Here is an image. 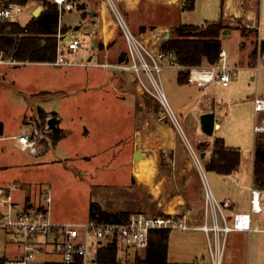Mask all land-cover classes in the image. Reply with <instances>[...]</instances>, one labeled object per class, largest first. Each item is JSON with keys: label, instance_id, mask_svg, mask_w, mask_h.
I'll return each instance as SVG.
<instances>
[{"label": "rangeland", "instance_id": "obj_1", "mask_svg": "<svg viewBox=\"0 0 264 264\" xmlns=\"http://www.w3.org/2000/svg\"><path fill=\"white\" fill-rule=\"evenodd\" d=\"M180 1L174 7L175 5H163L165 3L162 4V0H142L138 5L134 3L137 7L132 9L130 0H94L87 2L88 7L79 3V0H68L62 8L61 47L69 59L76 57V64L91 63L90 66L59 67L39 63L0 65V183H18L21 186L15 194L19 208L25 207L29 200L33 206L32 211L45 207L50 209L54 220L84 223L90 220L93 194L95 198L100 195V204L108 212H143L152 215L163 214L162 202L165 198L159 199L161 188L165 195H169L168 189H184L189 201L196 198L190 191L197 185L200 188L201 180L199 182V162L197 163L193 151L206 164L207 161L202 160L201 154L207 153L212 158L216 138L204 135L198 122L192 130L194 134L189 135L181 114L192 109L202 93L201 89H204L180 85L177 82L179 71L176 68L168 66L162 72L163 90L179 121L175 122L166 115L156 97L141 89L140 80L133 72L114 68L119 89L131 92V99L128 96L125 104L118 94L109 90L110 86L98 90L93 85L87 86L83 79L84 73L102 69L91 67L93 64H106L97 59L88 62L90 56L100 53L112 58L121 52L113 60V64H118L120 56L127 54L128 44L122 27L115 25L113 13H105L108 4L116 3L130 30L148 45L153 44L155 38L151 37L155 33L152 32L159 29L161 24L173 26L166 30L171 34L170 40L175 38L174 28L178 24L203 25L207 21H219L223 17V0H195L193 11H182L183 0ZM93 9L96 13L91 16ZM79 11L83 12L84 21ZM106 19L111 21L110 26L115 30L113 41L108 43L102 34ZM29 20L28 13H22L21 23L26 24ZM237 24L230 26L237 32L234 38L225 41V46L241 63L247 55L248 62L257 64L262 54L259 53L256 60L253 52L263 40L262 36L259 32H247L241 22ZM143 34L144 38L141 37ZM75 38L82 39L81 48L76 55H68L67 47ZM157 39L159 43V33ZM164 42L166 41L162 39V43ZM239 67L240 75L232 80V86L228 89L232 96L229 97L223 87L211 85L202 98L208 99L216 91L215 99L220 105L216 106L215 115L221 127L215 130V134L219 138L227 135L229 144L244 145L242 152L247 156L254 144L255 111L247 96L241 98V93L251 94L256 91L258 83L252 80V73L257 74L255 70L247 65ZM143 76L152 88L148 77L144 73ZM227 101L230 102L227 104ZM196 108V114L199 115L204 108L203 103ZM42 110L46 113L41 114ZM52 117L58 121L57 129L61 128L66 134L57 146L51 143L40 157H32L16 149L14 140L11 139L13 135L22 132L24 128L29 131L36 127L44 133L47 121ZM159 119L173 125L180 142L179 147H182L181 153L178 150L172 151V154L166 152L161 155V165L168 167L173 162L177 165L192 162L197 166L188 175L187 182L183 176L182 184V171L174 166L173 170L163 169L166 176L159 180ZM53 135L50 131L49 134H40L39 138L47 136L45 141H52ZM136 148L147 154L145 157H151L153 150L157 149V171L150 184L129 183L131 166L126 162L131 159V155L134 161L132 152ZM205 172L208 188H212L221 204L227 198L234 199L233 183L227 180L230 178L207 168ZM234 185H237L236 181ZM47 189H50L52 197L49 204L45 200ZM188 205L193 207L190 202ZM203 209L206 211L205 206ZM188 221L191 222L189 218ZM256 221L264 228L263 214L256 215ZM225 241L220 264H264V231H234L226 236ZM208 242L207 235L202 231L171 230L168 264H203V258H207V254L210 256ZM16 250L15 229L0 227V256H10ZM126 251L128 259H133L135 253H138L134 249Z\"/></svg>", "mask_w": 264, "mask_h": 264}, {"label": "built area", "instance_id": "obj_2", "mask_svg": "<svg viewBox=\"0 0 264 264\" xmlns=\"http://www.w3.org/2000/svg\"><path fill=\"white\" fill-rule=\"evenodd\" d=\"M59 7L60 23L62 21V8L67 0H52ZM113 2V0H111ZM108 3V2H107ZM111 13L115 16L116 23L122 27L128 44L126 50L128 60L118 64H95L97 66L112 67L119 70L133 72L140 80L139 85L143 91L151 93L166 111L171 120L178 122L175 112L163 90L161 74L168 66L178 70H186L168 58L161 50L152 51L147 44L136 37L128 27L123 15L116 3L109 5ZM22 5L15 0H0V65L22 64L8 58L1 49L2 38L12 34V24L17 23L21 14ZM242 25L248 29L259 30L260 20L258 14H247L238 18ZM58 55L55 61L49 62L52 66H87L76 64V57L70 59L61 47L62 34L59 24ZM82 45V39L75 38L70 41L68 55H76ZM264 58V57H263ZM166 62L167 64H164ZM24 64V63H23ZM90 64V63H89ZM261 69V67H259ZM189 82L204 90L211 85L228 86L239 74L240 68L229 62L226 50L220 52V60L211 66H195L189 69ZM143 73L148 77L152 88L146 83ZM257 114L264 115V97L255 99ZM46 126L44 133L36 127L16 137L18 148L34 156L42 154L45 149L47 136L39 138L40 134H49ZM255 133L264 137V117L255 125ZM44 140V141H43ZM203 179L204 170L200 159L193 151ZM206 187V214L210 215L211 224L206 221L201 225H191L184 217L172 214H147L143 212L132 213L123 222H99L89 220L84 223H56L52 220L49 208H41L32 211V205L25 204L19 208L15 198V192L20 189L19 184H0V227L14 228L17 233V250L13 256L6 260V264H98L97 250L116 240L120 246L126 249H134L136 252L144 251L150 242L151 233L156 230H188L199 229L205 232L210 244L212 264H220L224 252L225 238L234 231L251 232V214L237 213L232 219V224L226 223L223 209L230 206L228 202H218L211 189ZM45 200L52 202L50 189ZM251 210L253 213H264V196L259 190L252 189ZM222 220L223 223L220 222ZM213 235V240H212Z\"/></svg>", "mask_w": 264, "mask_h": 264}, {"label": "crops", "instance_id": "obj_3", "mask_svg": "<svg viewBox=\"0 0 264 264\" xmlns=\"http://www.w3.org/2000/svg\"><path fill=\"white\" fill-rule=\"evenodd\" d=\"M89 1H93L94 2V0H79V3H83V4L87 5V7H88L87 2H89ZM140 1H142V0H139V2ZM133 3H134V0H130L129 5H131L130 7L132 9H134V8L137 7ZM138 3H137V5H138ZM161 3L162 4L165 3L163 5L169 4V2L167 0H162ZM178 4H169V5H175L174 7H176ZM222 5H223L222 6V8H223L222 9V16L223 17L221 19L226 22L227 26L238 25L237 22H240V20L238 19L239 17L237 15V13H239L241 11V9H243L245 11V15H247V14H255V13L258 14L259 20H260V29L257 31V30L248 29V28L245 27V30L247 32H249V33H252V34H255V33L257 34V32H259L260 33V36H262V38H263L262 41H264V0H223L222 1ZM44 9H45L44 6L40 2H38V1H30V2H28L26 5H24L22 7L20 17L22 15V13H26L27 12L28 15H29V19H30L26 23V24H28L32 20V18L39 17L42 14V12L44 11ZM107 9L109 11L108 14L110 13V15H112L111 10H110V8H109L108 5H107ZM95 11L96 10H94V9L91 10L90 15L93 16L92 13L93 14L96 13ZM79 12H80L81 17H82L83 12H81V11H79ZM20 17H19L17 23L20 26L23 27L26 24L21 23ZM82 20L84 21L83 17H82ZM215 22H217V21H207L205 24H212V23H215ZM205 24H203V25H194V26L202 27ZM171 27H173V26L161 24V25H159V29H157L156 31L152 32V33H155L154 35L156 36V38H158V33H159V43H157L158 42L157 41L154 44V45L157 46L156 50H158V49L161 50V47L163 45L162 39L164 40L167 35L171 36V34L166 31L167 29H169ZM236 32L237 31L234 30V29H228V30L226 29V30L223 31L222 36H221L222 43H223L222 50H226L227 51L228 57H229V62L232 65L238 66V67L240 65H242V66L247 65V67H249V68H251V69H253V70H255L257 72L256 75H254L252 73V76H253L252 77V80L253 81L254 80L257 81V83H258L257 84V87H256V91L252 92L251 94L245 93V92L244 93H241V96H242L241 98H245V96H247L246 98H248L249 101H250V103L252 105H254L253 109L255 111V124H254V133H255V125H256V123L261 118L264 117V115L257 114L256 113V110H255V99L257 97H264V58H263L264 57V54L259 57V60H258V63L257 64H251L250 62H248L249 61V56H247V55H246V58L244 60H242V63H241L240 60L235 59L234 53H232L229 49L226 48L225 41L226 40H231L232 38H234ZM144 35L145 34H143L141 37H143ZM175 35H176V33H175ZM174 37H176V36H174ZM113 39H114V37L110 41H113ZM141 40L143 42H145L142 38H141ZM262 41H260V42H262ZM245 50H247V49H245ZM120 53L121 52H119L117 56H119ZM249 53H251V52H249ZM116 57L110 58V56H107V55H104V54L100 55V53H96L94 56H90L89 57L88 62H91V61L93 62L94 59H97L99 61L102 60L101 61L102 63H104V62L109 63L110 62L109 64H113V62H114L113 60ZM24 64H35V63L27 62V63H24ZM39 64H41V65H50L48 63H39ZM95 64H99V63L97 62ZM95 64H93V66H91V67H96V68H100V69L102 68V69L99 70V71L93 70L91 73L88 71V72H86V73L83 74V79L86 82V85L87 86H92L93 85L94 88L95 89H98V90H100L102 88H105L106 86H110L111 88H109V90H112L114 93L118 94V97L119 98H122L124 100V104L128 100V99L126 100V98L128 96L131 99V96H130L131 95V92H129V91H127V92L121 91L119 89V87L117 86V83H116V70L114 68H104L103 66H97ZM90 65H91V63L90 64L87 63V66H90ZM50 66H52V65H50ZM259 67H261V69H259ZM239 68H240V71H241V67H239ZM178 71L180 72L181 70H178ZM240 71H239V74H238V76L236 78L239 77ZM177 82H178V80H177ZM180 85H182V86L183 85L184 86H189V87H193V86L194 87H199V86H197L195 84H192L190 82H188L186 84H180ZM214 86L223 87V90L225 91V93H228V91H229L228 89L232 85L230 83L228 86H222V85H214ZM199 88H201V87H199ZM209 89H210V87L207 90H202L201 89V92L202 93L198 97V99L195 101V104L193 105L192 109L191 110H188L187 112H185L183 114H181V116L183 117V121L182 122H183L184 127L186 128V130L189 132V135L194 134V132L192 130H193V128L194 129L196 128L197 122L201 125L200 117H201L202 114L207 113V112H210L212 110V105H215V113H216V106H219L220 105V103H218L216 101V99H215L216 91L213 92V93H211V95H210V97L208 99L207 98H205V99L202 98L203 93L206 92V91H208ZM228 95H229V97L232 96L230 93H228ZM103 100H105V99L103 98ZM229 102L230 101H227V104ZM200 103H203L204 108L201 110L200 114L197 115L196 114V110H198V109L196 107H198V105ZM215 116H216V125H217V128L215 130H217V129H219L221 127V125H220L221 123L218 122L217 115H215ZM33 123H36V122H33ZM170 124L164 123V122L161 121V119H159V150H158V152H159L158 153L159 154V180H160V178H163V177L166 176V174L164 173L163 169H168L169 168V169L173 170V166H174L175 168H179L182 171L181 172V184H182V181H183L182 178H183V176L186 177V182H187L188 181V177H189L188 175H190L191 173H193L192 171H195L196 170L195 167H197V166L194 165V163H192V162H189V163L187 162V163H184V164L180 163L178 165L175 164V162H173L172 165H169L168 167H163L161 165V154H162L163 151L171 150V151L176 152V151L179 150L180 153L182 151V147L181 148L179 147L180 142H179V140L177 138L176 130L173 127V125L172 124L170 125ZM180 126H181V128H182V130L184 132V129H183L182 125H180ZM59 130L63 133V137L57 143H54L53 141H48V147L46 146L45 151L49 148V146H50L51 143L53 145H56L57 146L59 144V142L61 140H63V138L66 136V134L64 133V131L61 128ZM26 131H27V129L24 128L22 130V132L18 133L17 135H13L11 137V139L14 140V146L18 150H20V149L18 148V145H17L18 144V141L16 140V137H18L19 135L23 134ZM184 135L186 136V138H188L185 132H184ZM204 135H206V134L204 133ZM133 136H132V138H133ZM211 137H213V138H219L218 136H216L215 131H214L213 136H211ZM259 137H263V135L262 134H257V133L254 134V144H253V148L249 151L250 152L249 155L246 156L244 154V152H242L243 151L242 149L244 148V145H242L241 143H237L235 145L229 144L228 143L229 140L227 138V135H224L223 137L221 136L220 138H222L224 140L225 145L227 147H229V148H235V149H238V150L241 151V154H242V162H241V168H240L239 172H237L236 174H233V175H223V174H219V173L218 174L221 175V176H223V177L230 178V179H227V180L228 181H231L233 183V190H234V194H235L234 199H233V197L232 198L230 197V198H227L224 201V202H228L230 204L229 207L224 208V209H228L227 212L224 209L222 210L223 211V215L226 218V223L227 224H232V219H233L234 215L237 214V213L251 214V217H252V229H253V231L256 230V232H263L264 231V228L257 222L258 219L256 221V215H258V214H263L264 215V213H253V211L251 210L252 189L259 190L260 192L263 193V196H264V188H259L255 184V181H254L255 150H256L257 139ZM162 142H163V144H162ZM136 150H137V148L132 152L133 153V158H134V155H135ZM20 151H22V150H20ZM45 151L42 154L38 155V156H34L32 154H29L28 152H24V153H27L28 155H30L32 157H40V156H43V154L45 153ZM143 154L144 155H147L145 153H143ZM202 154H205L204 157H202ZM202 154H201V157L203 158L202 160L203 161H207L206 164H204V163H202L200 161L201 164H202L203 170H204L205 179H203V176L201 174V171H200V169L198 167L197 169H198L199 176H200L199 182L201 180V182H200V188H198V185L196 184L197 186L195 187V189L190 191V194H192V196L196 195V198L195 199H193V200L191 199L189 201L187 199L188 195L185 194V190L184 189L183 190H178V191H174V190H169L168 189V194L170 196L163 194V192H162L163 189L162 188L159 191V199L161 197L165 198V199H163L164 201L162 202V204L164 203V206H162V208H163L162 213L163 214L179 215V216H181L182 214H184L185 215L184 217L186 218L187 221H188V218L190 219L191 222H189V221L188 222L191 225H201V224L205 223L206 221H208L211 224V219H210L211 216L209 214L207 215L206 214V211H204V209H203L204 206H205V203H206L205 180H207V176H206L205 168H207L206 166L210 162V158H209V156H208L207 153H202ZM126 164L128 166H131V181L129 183L130 184L131 183H136V184L139 183V184H142L140 181H138L136 179V177L134 175V167L136 165V162L133 161L132 155H131V159H129L126 162ZM211 172H216V171H211ZM231 179H233V180H231ZM235 181L237 182V185H234V182ZM194 183H195V181H194ZM9 184H14V183H9ZM9 184H4V185H9ZM16 184H18V183H16ZM20 189H21V186H20ZM211 190H212V188H211ZM212 192H213V190H212ZM16 193L17 192H15V194ZM213 194H214V192H213ZM164 195H165V197H164ZM214 196H215V194H214ZM15 198H16V196H15ZM99 199H100V195H97L96 198H95L94 197V194H93L92 195L91 202L98 203L103 208V206L100 204V201L101 200H99ZM186 200L188 202H190V204H192L193 207H189L188 202ZM216 200H217V198H216ZM174 201H177L179 203L178 204L179 210H178V207H177V210H178L177 212L178 213L177 212L176 213H168V212H166L165 211V205H166V203L168 204V202H174ZM26 204H29L30 206L32 205L29 200L27 201ZM103 210H105V209L103 208ZM52 220L54 222H56V223H66V222H59L57 220H54L53 218H52ZM220 222L223 223L222 220H220ZM256 222H257V224H256ZM70 223H73V222H70ZM76 223H79V222H76ZM254 227H255V229H254ZM194 230L202 231V230H199V229H194ZM238 232H244V231H238ZM247 233H252V231L251 232H247ZM262 246H263V250H264V244ZM209 251H210V247H209ZM15 252L16 251H14L10 256H13L15 254ZM142 252H140V253H142ZM10 256L7 255L6 257L8 258ZM203 259H204L203 260V262H204L203 264H212L211 254H210V256H208V254H207V258L204 257Z\"/></svg>", "mask_w": 264, "mask_h": 264}, {"label": "trees", "instance_id": "obj_4", "mask_svg": "<svg viewBox=\"0 0 264 264\" xmlns=\"http://www.w3.org/2000/svg\"><path fill=\"white\" fill-rule=\"evenodd\" d=\"M21 5L30 1H38L44 6V11L37 18L25 26L12 24V34L2 38L1 49L8 58L23 63H49L56 60L58 55L59 34V7L52 0H15ZM255 2V1H254ZM195 0H183L181 10L193 11ZM83 17V14H82ZM231 29L226 22L220 19L202 27L192 24H179L174 28L176 37L163 43L161 51L184 67L178 73V82H189V68L195 66H211L220 60L223 48L222 33ZM144 32V30H142ZM264 54V41L257 45L253 52L257 60L258 54ZM128 60L126 53L122 54L119 62ZM44 110L41 114H45ZM44 118V117H42ZM55 118V117H54ZM58 124V121H57ZM52 141L57 143L63 133L56 128ZM48 147V141H45ZM172 154L171 150L163 151ZM242 154L235 148L225 145L222 138H216L213 156L207 164V169L223 175H233L241 168ZM254 181L259 188H264V137H259L256 143L254 162ZM90 220L99 222H123L132 214L128 211L108 212L95 202L90 203ZM170 230H156L151 233L149 246L142 253H135L133 259H128L126 248L120 246L116 240L108 241L96 253L98 264H168V240ZM124 255V256H123ZM7 257L0 256V264H6Z\"/></svg>", "mask_w": 264, "mask_h": 264}, {"label": "bare ground", "instance_id": "obj_5", "mask_svg": "<svg viewBox=\"0 0 264 264\" xmlns=\"http://www.w3.org/2000/svg\"><path fill=\"white\" fill-rule=\"evenodd\" d=\"M167 1L169 2V4H178L179 3V0H167ZM138 2H139V0H134V3L135 4L138 3ZM106 8H105V11H106L105 13L108 14ZM243 11L244 10L241 9V11L239 13H237L238 17H242L243 15L245 16V11L244 12ZM106 20L107 21L105 22V24H103L104 26H103V29H102V34H103V39L108 43V41H110L114 37L115 30H114L113 27L110 26V24H112L111 21L108 20V19H106ZM112 22H113V20H112ZM114 22H115V25L118 26V24L116 23L115 19H114ZM154 38H155V40H154L153 44H151V43H149L150 45L147 44L148 47L152 51H155L156 48H157V46L155 47L154 44L158 40H157V38H156L155 35H153L151 37V39H154ZM162 144H163V142H162ZM156 154H157V149L156 150H153V154H152L151 157H145V155H144L143 157H141V158H139L137 160L136 165L134 167V175H135L136 179L138 181H140L141 183L150 184L151 180L153 179V177H154V175H155V173L157 171V165H156V163H157V156H156ZM178 204L179 203L177 201L168 202V204L166 203V205H165V211L168 212V213H176L179 210ZM162 206H164V203L162 204ZM177 207H178V210H177Z\"/></svg>", "mask_w": 264, "mask_h": 264}, {"label": "water", "instance_id": "obj_6", "mask_svg": "<svg viewBox=\"0 0 264 264\" xmlns=\"http://www.w3.org/2000/svg\"><path fill=\"white\" fill-rule=\"evenodd\" d=\"M92 15H94L92 13ZM169 35L165 37V41L169 40ZM201 122V129L206 134V136L211 137L214 134L215 129L217 128L216 125V116H215V105H212V110L210 112L204 113L200 117ZM48 128L50 130H53L57 126V119L52 117L49 118L47 121ZM205 154H202V157H204ZM144 154L141 152L140 149H137L134 155V161L137 162V160L141 157H143ZM31 207V206H30Z\"/></svg>", "mask_w": 264, "mask_h": 264}]
</instances>
